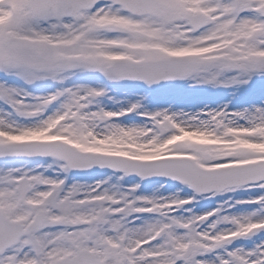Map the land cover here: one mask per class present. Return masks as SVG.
<instances>
[{
	"label": "snow or ice",
	"instance_id": "1",
	"mask_svg": "<svg viewBox=\"0 0 264 264\" xmlns=\"http://www.w3.org/2000/svg\"><path fill=\"white\" fill-rule=\"evenodd\" d=\"M0 264H264V0H0Z\"/></svg>",
	"mask_w": 264,
	"mask_h": 264
},
{
	"label": "rangeland",
	"instance_id": "2",
	"mask_svg": "<svg viewBox=\"0 0 264 264\" xmlns=\"http://www.w3.org/2000/svg\"><path fill=\"white\" fill-rule=\"evenodd\" d=\"M130 85H118L115 87V94L119 96H125L128 94ZM143 89V86H138ZM164 89H171V91H164ZM144 91H148L150 93V99L152 100V104L156 103H171L174 102L177 105L187 106V107H198L203 104H215L218 101H221L224 97L227 96V93L224 90H211V89H191L186 85L177 84V85H168L161 86L154 90L143 89ZM110 107H114L115 105H109ZM130 119H138L137 117H129ZM139 122V121H137ZM106 174V172H88L84 174V178L86 179H94L100 178L102 175ZM137 178H127L125 183H130L135 181ZM154 182L146 181L144 182L143 187L147 190H151V186H153Z\"/></svg>",
	"mask_w": 264,
	"mask_h": 264
}]
</instances>
